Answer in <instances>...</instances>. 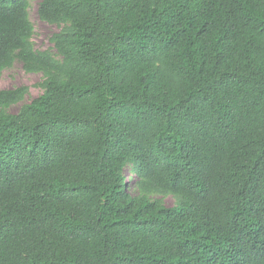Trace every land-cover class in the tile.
<instances>
[{
    "label": "trees",
    "instance_id": "obj_1",
    "mask_svg": "<svg viewBox=\"0 0 264 264\" xmlns=\"http://www.w3.org/2000/svg\"><path fill=\"white\" fill-rule=\"evenodd\" d=\"M29 6L0 0V75L44 76L0 90V264H264V0H40L48 50Z\"/></svg>",
    "mask_w": 264,
    "mask_h": 264
},
{
    "label": "rangeland",
    "instance_id": "obj_2",
    "mask_svg": "<svg viewBox=\"0 0 264 264\" xmlns=\"http://www.w3.org/2000/svg\"><path fill=\"white\" fill-rule=\"evenodd\" d=\"M30 3L29 14L35 27V33L33 36L34 46L38 50H48L51 48L50 38L51 36L60 30V26L49 24L38 15V6L40 0H28ZM44 76L42 73H32L24 70L20 61H15L14 65L5 69L0 75V90L12 89L19 86H28L29 92L25 99L17 104L10 106L7 111L10 113H17L22 104L31 102L34 98L38 97L43 92V88L40 83L43 81ZM127 176L131 182L133 174L128 171ZM157 198L164 200L167 206L175 204V198L171 195H156Z\"/></svg>",
    "mask_w": 264,
    "mask_h": 264
}]
</instances>
